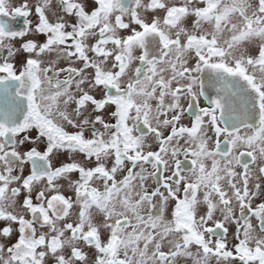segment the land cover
Returning <instances> with one entry per match:
<instances>
[{"label":"snow or ice","instance_id":"6c2138e0","mask_svg":"<svg viewBox=\"0 0 264 264\" xmlns=\"http://www.w3.org/2000/svg\"><path fill=\"white\" fill-rule=\"evenodd\" d=\"M0 264H264V0H0Z\"/></svg>","mask_w":264,"mask_h":264},{"label":"flooded vegetation","instance_id":"af4514ba","mask_svg":"<svg viewBox=\"0 0 264 264\" xmlns=\"http://www.w3.org/2000/svg\"><path fill=\"white\" fill-rule=\"evenodd\" d=\"M16 2L18 3V2H19V0H16ZM202 103H203V101H202ZM231 231H232V229H230V233H231Z\"/></svg>","mask_w":264,"mask_h":264}]
</instances>
